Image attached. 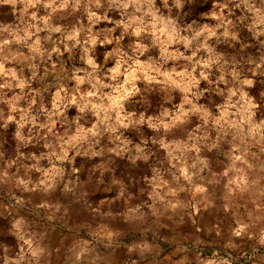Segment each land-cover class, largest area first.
<instances>
[{"label": "rangeland", "instance_id": "obj_1", "mask_svg": "<svg viewBox=\"0 0 264 264\" xmlns=\"http://www.w3.org/2000/svg\"><path fill=\"white\" fill-rule=\"evenodd\" d=\"M0 264H264V0H0Z\"/></svg>", "mask_w": 264, "mask_h": 264}]
</instances>
